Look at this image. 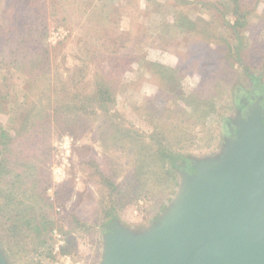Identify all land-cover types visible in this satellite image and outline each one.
Wrapping results in <instances>:
<instances>
[{
	"label": "rangeland",
	"instance_id": "obj_1",
	"mask_svg": "<svg viewBox=\"0 0 264 264\" xmlns=\"http://www.w3.org/2000/svg\"><path fill=\"white\" fill-rule=\"evenodd\" d=\"M185 2L188 4L182 0H0V133L3 130L13 136L21 113L28 109L23 98L25 77L20 73L23 63L21 59L12 63L2 31L16 23L26 39L42 41L47 47L51 66L61 80L85 65V46L91 45L94 37L99 38L94 48L98 59H102V71L110 76L121 73L124 83L117 91L115 108L137 129L144 128L138 107L150 99H156L155 110L164 105L179 112L186 105L180 99L172 101L173 97L180 92L185 97L194 93L197 96L193 97L202 98L206 106L203 124L196 123L186 134V141L179 143L172 155L175 161L168 159L166 169L171 170L172 162L175 167L172 179L164 183L147 179V175L136 178L132 163L121 166L123 158H113L114 150L108 152L102 147L94 128L72 136L63 130L47 131L48 152L38 179L19 177L28 195H22L21 190L14 193L16 197L0 196V251L7 264H100L108 225L116 221L138 233L156 223L178 196L180 169L187 162L214 159L223 153L232 140L231 129L250 104L264 97V0L255 1V7L251 5L255 13L248 16L240 34L234 30L237 36L227 30L234 22L232 18H223L214 11L226 0H221V5L216 3L218 0ZM135 3L140 4V11L133 8ZM203 3L205 6H200ZM199 19L211 24L203 33L218 52L208 53L207 46L201 45L202 56L197 58L202 60L204 56L207 60L209 55L215 61L203 67L208 63H196L195 58L188 67L183 47L196 39L188 29ZM39 22L44 27L40 31L42 39L38 36ZM124 41L131 52H137L140 45L141 55L132 54L140 61L119 63L129 51H123L114 62L107 60L112 56L108 54L112 45ZM33 43L29 44L31 49ZM33 53L22 56L26 63ZM92 60L86 80L97 68L95 58ZM155 69L160 74L157 78L152 76ZM160 84L165 89L162 95ZM160 96L164 98L157 100ZM91 157L96 161L93 166L88 163ZM1 180L4 193L10 192L6 182L11 179ZM38 191L40 197L34 198ZM41 216L50 224L40 222L39 226Z\"/></svg>",
	"mask_w": 264,
	"mask_h": 264
},
{
	"label": "trees",
	"instance_id": "obj_2",
	"mask_svg": "<svg viewBox=\"0 0 264 264\" xmlns=\"http://www.w3.org/2000/svg\"><path fill=\"white\" fill-rule=\"evenodd\" d=\"M255 1L257 2L258 0H226L223 6H219V8H215V5H207L214 7V11L221 17L229 16L232 18L231 20L234 22L228 24L227 30L228 32L233 30L230 33L237 36L238 33H233L234 30L239 31L240 34L241 29L245 27L248 16L250 14L254 15L255 11H253L251 5L255 7ZM182 3L188 4L185 0H182ZM216 3L222 4L221 0ZM203 5L205 6L204 3L200 4V6L204 7ZM133 6L137 11L141 10L139 9V3H135ZM175 14H178V12L175 11ZM196 22L191 24L188 33L194 34L193 38L197 40L195 39L192 44L183 47V59L185 58L186 60V66L189 63L191 64L195 58L202 56L200 54L201 45L207 46L206 51L208 53L218 52L212 49L208 40L209 37L203 33L206 27H211V24L202 19ZM38 24V36L42 39L43 33L40 31L44 27L41 28L40 22ZM176 26L178 25L176 24ZM16 28L19 30L21 25L16 23L11 28L9 27L2 31L4 32L3 37L6 35L5 45L7 47L10 46L8 55L12 63L15 64L20 59L21 63H23L20 73L25 77L24 85L27 88H24L23 98L26 100L28 109L21 113L20 121L14 129L13 136H8L3 130L0 133L2 146L0 148V181H2V178H6L7 181L11 179V182H6L10 192L4 193V189L0 187V196L2 194L16 197L14 193L21 191V185L23 184L19 177L32 176L33 179H38L39 169H42L48 152L45 148V133L47 131L53 133V131L59 132L63 130L72 136L76 133L84 134L90 128H94L95 131H98L101 138L102 147L108 152L114 150L113 154L116 155L113 158H123L121 166L126 162L132 163V168H135L134 175L136 178L139 179V176L147 175V179H155V181L160 183L172 179V169L174 170L175 163L172 162L170 164L171 170L166 169V164L168 159L175 161L174 157H172V155H175V149L179 143L186 141L188 137L186 134L192 132L195 125H198L196 123L203 124L206 106L202 105V98L193 97L197 96L194 93H189L185 97L186 95L183 92H180L178 96H174L172 101L180 99L181 101L179 102H183L186 105V109L184 107L179 109L180 113L176 108L170 110L165 108L164 105H161L162 108L160 110H155L156 99H150L148 104L144 102L138 107L141 111L139 118L143 123V127L146 128L137 129L115 108L117 91L123 88L124 83L120 79L121 73L110 76L109 73L102 71V59H98L99 55L95 54L96 49L94 48L99 38L94 37L96 39L89 42L91 45L85 46V65L81 66L79 70L73 71V75L61 80L51 66L50 52L42 44V41L34 42L33 40L31 42L26 39L27 37L22 30H19L20 32L18 33ZM13 32L15 33L13 34ZM32 43L34 48L31 49L29 44ZM28 45L29 47L25 50ZM126 45V41L122 45L118 43L117 45H112V50H110L112 52L108 53L112 56L107 57V60L114 62L122 56L123 51H129V55L126 54V58L125 56L123 57L125 59H122V61H120L121 59L118 60L119 63L125 62L123 65H130L140 61L141 58L139 59L138 56L135 57L138 60H135L132 56L133 53L141 55L143 49H139L140 45L138 44L136 47L137 52H131L132 48L129 49ZM88 48L91 49L90 52ZM31 51L34 52V55L28 58L26 63V58L22 56L25 55V52ZM91 57L95 58L94 61L97 64V68L93 75L86 80L88 63L93 61ZM209 57L208 55V62L203 56L202 60L197 58L196 63L205 62L208 64L203 67H209L210 61H215L214 58ZM218 63L220 64L221 62ZM217 64L214 65V68ZM219 67L218 65L217 70ZM175 69L177 70L178 67ZM143 71L145 72L147 69L143 68ZM152 73L155 78H157L156 75H160L156 69ZM142 75H140V79ZM140 79L139 81H141ZM158 86H160L158 91L162 95L165 89L161 88V84ZM166 92L169 93L170 90L167 89ZM163 98V96H160L157 100H162ZM187 108L189 109L188 111ZM95 162L93 157L88 160L91 166L95 165ZM28 192L27 190H22L21 193L25 195ZM31 192H34L33 188ZM35 197H40L39 191L34 195ZM30 218L36 219L34 216H30ZM37 221L39 226L40 222L50 224V220L44 218V216H41Z\"/></svg>",
	"mask_w": 264,
	"mask_h": 264
},
{
	"label": "water",
	"instance_id": "obj_3",
	"mask_svg": "<svg viewBox=\"0 0 264 264\" xmlns=\"http://www.w3.org/2000/svg\"><path fill=\"white\" fill-rule=\"evenodd\" d=\"M231 132L217 158L180 171L178 196L156 223L138 233L108 225L100 264H264V97Z\"/></svg>",
	"mask_w": 264,
	"mask_h": 264
},
{
	"label": "flooded vegetation",
	"instance_id": "obj_4",
	"mask_svg": "<svg viewBox=\"0 0 264 264\" xmlns=\"http://www.w3.org/2000/svg\"><path fill=\"white\" fill-rule=\"evenodd\" d=\"M250 105H251V104H250ZM242 117H244V116H242ZM180 170L183 171V172H186V173H188V172H193V170L190 169V163H189V162H187V164H185V166L182 167Z\"/></svg>",
	"mask_w": 264,
	"mask_h": 264
}]
</instances>
